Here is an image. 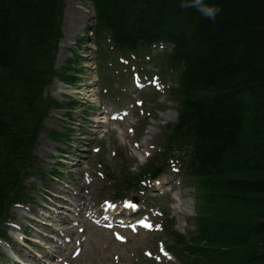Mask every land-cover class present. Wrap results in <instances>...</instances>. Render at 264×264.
Here are the masks:
<instances>
[{"label": "trees", "instance_id": "16d2710c", "mask_svg": "<svg viewBox=\"0 0 264 264\" xmlns=\"http://www.w3.org/2000/svg\"><path fill=\"white\" fill-rule=\"evenodd\" d=\"M120 43L165 38L183 68L178 124L195 134L199 172L185 264H264V0H206L214 21L181 0H92ZM63 0H0V221L23 198L22 176L48 109L43 98ZM188 128V129H187Z\"/></svg>", "mask_w": 264, "mask_h": 264}, {"label": "rangeland", "instance_id": "374dc122", "mask_svg": "<svg viewBox=\"0 0 264 264\" xmlns=\"http://www.w3.org/2000/svg\"><path fill=\"white\" fill-rule=\"evenodd\" d=\"M65 3L66 8L62 25L64 38L60 45L59 56L56 61L57 66L61 65L64 56H68L69 48H72V42L85 33H88V25L92 19L91 13L87 11L89 5L86 0H65ZM76 13H79L81 17L77 18L75 16ZM87 37L82 48H79L78 51L87 59L85 64H88V75L86 76V81L81 86L80 93L75 94V96L82 101L87 99L86 102L92 104V110L99 112L100 109L98 105L100 101L95 85L96 74L92 63L94 45L89 40L91 38L89 36ZM60 87L61 85H58V82H53L49 87H46L44 94L50 95L57 100H62L63 96L60 92ZM66 92L68 93V91ZM162 104L163 98L156 96L155 105L153 107H158ZM148 108H151V106L148 105ZM92 110L90 114L91 120L82 117L79 107L77 108V112L71 113V118L66 117L62 111H50L48 117L44 120V127L40 131L35 142L33 153L37 157V162L32 167L29 175L24 179V184L26 186L29 187L32 182L35 184V189L39 191L42 189V192H38L39 195L34 196L33 201L23 205L12 206L11 222L16 223L21 227V230L24 225L30 223L29 221L31 218H36L41 222H45L47 225H42L37 222L36 230L33 232L37 241L45 243V245L49 247L48 250L43 251L44 253H49L53 246L58 248V253H60L58 256L64 259V262L61 263V261L57 260L54 261L56 264H115L114 259L117 255L121 257V264H132V262H134V264H157L152 262L153 259L145 258L142 253L143 249H145L146 257L151 258L153 256V254L149 253L146 249L153 246L152 236L154 234L143 232H139L138 234L128 233L127 241L125 243H118L113 240L110 232L105 230L102 231L90 223L85 222L83 215H74V208L77 209L79 206H82L86 209L91 207L93 202L97 200L114 197V188L113 190L108 188L109 181L107 177L106 180H102L98 175H95L93 170L91 171L88 168V166L92 165L95 167L96 163L102 164L100 170L103 173H110L118 177L119 171L114 172V170L121 167V158L117 160V156H111V152L108 150L110 141H115L120 154L126 156L128 160L126 166H131L132 172L139 171L140 165L144 163L142 161H135L136 158L134 155L136 151L132 149L130 140V144L127 143V137L123 130L124 124L127 122H134L135 119L129 118L124 124H121V126L120 123H98L100 119ZM174 116L173 111L168 110L165 113H160L156 122L164 118L174 119ZM81 125L85 126V128L81 129ZM64 128L72 129V139L70 140L72 147L71 151L67 150L66 153L62 154L58 152L57 149H65L66 145L62 141H53L49 137V132L50 130L62 131ZM145 140L148 143L152 142V138L149 136H147ZM97 144H100L102 149L97 154L91 153V147ZM136 156L142 159L139 154ZM55 159L63 163L60 169L64 172V178L52 180L49 179L48 174L45 177L39 176L36 170L43 169L46 173H49L52 170ZM70 170L74 172L71 179L65 174ZM88 171L89 174L84 175V172ZM91 177L94 179L93 185H91ZM171 177H167L166 180L168 181ZM68 180H71V183H69ZM174 182H176V180ZM101 185L103 187L99 188ZM163 187V190L169 189V185ZM45 191H48L54 197L45 200ZM147 193L154 194L150 190L147 191ZM30 195L32 196L31 193ZM57 196L63 197L64 200L62 199L59 201ZM149 200L151 204H154L153 206L160 207L161 209L164 208L173 217L175 227L178 231L183 233L186 229H192L193 221H191V217L194 214V200L188 194V191L180 186H174L171 192H167L163 196H158V199L149 198ZM44 207L53 210L55 213H61L63 217L48 212ZM180 210H182L181 214L178 213ZM61 218L64 219L61 221ZM69 218L72 220H81L79 226L85 225L82 234L80 233L81 228L74 226V223H72ZM54 227L60 230L68 228L69 235L74 234L71 242L67 245L58 247L55 241H51L43 236L44 230L46 229L50 232L57 233L55 229H53ZM2 229L6 231L7 227L2 225ZM39 229L41 233L38 234ZM52 236L57 240L61 237H58V234L56 235L54 233ZM77 243L82 246L81 251L78 255L72 257V249L77 246ZM8 245V248H11L13 251L0 246V263H5L8 259L4 257V251H6V253L8 252L11 256H15L18 253L22 258L29 257V255L33 253L43 254L42 250L40 251L41 253H38V251L33 252L21 244H14V242H10ZM29 259V263L33 264L35 260L30 257ZM36 263L39 264V261ZM163 263H165V261L160 264Z\"/></svg>", "mask_w": 264, "mask_h": 264}, {"label": "clouds", "instance_id": "9594fccd", "mask_svg": "<svg viewBox=\"0 0 264 264\" xmlns=\"http://www.w3.org/2000/svg\"><path fill=\"white\" fill-rule=\"evenodd\" d=\"M182 8H194L203 17L214 21L220 9L218 6L210 5L206 0H181Z\"/></svg>", "mask_w": 264, "mask_h": 264}, {"label": "bare ground", "instance_id": "6f19581e", "mask_svg": "<svg viewBox=\"0 0 264 264\" xmlns=\"http://www.w3.org/2000/svg\"><path fill=\"white\" fill-rule=\"evenodd\" d=\"M75 16H76L77 18H80V17H81V15H80L79 13H76ZM149 37H150V38H153L152 35H149Z\"/></svg>", "mask_w": 264, "mask_h": 264}]
</instances>
